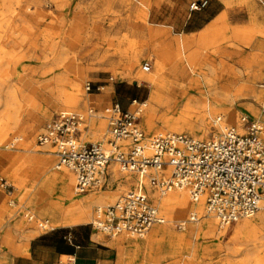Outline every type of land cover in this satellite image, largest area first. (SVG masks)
Listing matches in <instances>:
<instances>
[{
	"label": "rangeland",
	"instance_id": "1",
	"mask_svg": "<svg viewBox=\"0 0 264 264\" xmlns=\"http://www.w3.org/2000/svg\"><path fill=\"white\" fill-rule=\"evenodd\" d=\"M8 1L0 0V2ZM146 1L147 3L140 4L137 0H12L11 8L14 10L15 23H17L19 32L26 29V40L21 41L20 38L14 36L3 50L0 47V68H6L9 56L12 55L14 57L8 67L10 76L7 83L9 82L8 86L16 85L18 90L20 87L19 94L22 100L28 104V110L34 111L35 120L34 122L32 120L28 121L27 111L23 117V122L16 129L12 128L7 137V143L14 142L16 144L12 145L10 149L3 147L0 150L11 156L7 159L0 153L6 158L0 160V168L7 188L13 192V194L9 191L7 192V200L1 207L0 236L4 226L19 219L20 222H24L23 226L19 228L20 232L26 230V235L28 236L37 235L39 232L49 228H44L42 226L44 220H37L35 214L48 216L46 207L53 208L55 206L59 207L61 214L69 204L64 198V184L61 177L63 170L57 168V157L53 154L54 149L37 145L38 136L46 124L60 113L68 111L86 113L89 108H93L102 117L100 119L89 118L86 120V128H84V125L81 141L83 143H106L110 137L111 128L109 122L103 117L105 116L103 110L106 107L111 104H119L124 110L136 111L140 109L142 102L152 99L153 96L164 98L165 100L167 95H169L168 98L173 102V105L159 109L156 112L153 118L154 131H148L141 113L140 125L148 140L166 133H180L165 130L163 134H159L165 127L164 120L167 117H180L186 112V99L181 100L175 94H168L166 90L152 89L150 84L146 82L138 86L134 76H126L125 73L120 72L126 64L125 53L131 52L128 48L129 41L123 39L125 36H129L131 41H136L146 47L145 54L141 56L137 69L142 71V67L148 64L149 70H152L155 60V56L151 55L153 53L152 48L156 45L167 43L173 36H178L175 34L182 33L183 30L187 31L204 24L206 19L205 8L191 11V3L184 4L182 0L173 7H168L166 0ZM256 1L258 5L255 9L248 3L238 5V0H233L231 7L226 5L225 0H211L210 7L214 9V12L218 10L227 11L230 29L248 27L254 22L259 27H264V0ZM6 14H9V12ZM5 18L7 19V16ZM188 19H191L192 24L184 28L183 24ZM0 20L5 21L3 18H0ZM3 30V27L0 28V31ZM153 30H164L166 35L163 38H157L153 35ZM156 41L159 43H156ZM215 42L216 51L208 53L205 50L202 57L208 53L209 57L204 58V60H207L216 68L212 78L219 80L220 84L230 81L231 84L240 86L246 79L240 80L238 75L232 79L223 78L221 76L222 66L229 70L233 69L234 73L246 72L250 68L255 71H261L262 74L264 73V37L255 38L253 43L247 46L237 42L232 38L231 33L227 32L224 35H217ZM54 44H58V50L65 54V63L75 62L78 59L85 72L82 83V98L84 100L78 107L70 108L69 110H63L61 104L56 102L51 96L48 88H44L50 83L55 74H44V70L48 67L47 64L51 63L52 55L50 49ZM196 46V42L190 45L191 48ZM182 62L186 63L185 58L182 59ZM116 67H119L120 70L118 71ZM56 72L57 75L68 76L66 67L63 64L59 65ZM2 80L3 77L0 75V94L5 93L4 87L7 86L6 83L4 84L5 86L1 83ZM89 81L92 83V89L87 91L86 83ZM175 82L179 87H187L188 85L187 79L175 80ZM65 88L69 89L67 85ZM192 96L195 98L199 97L194 93ZM245 103L247 104V101L240 102L241 105ZM248 103L264 114V108L260 103L255 104L253 101ZM1 111H3L2 102L0 104ZM240 114L244 128L243 133H246L249 127L258 123L249 109L245 108ZM101 122H104L105 126L101 130L97 129L98 131H94L93 127L98 128ZM32 123L35 126L33 132H30L33 137L30 138L28 137L30 133L27 132L26 125ZM178 125L183 126L184 123L180 122ZM217 126L218 123L210 119V122H208L209 132L200 139H207L231 129L228 128L223 131L218 129ZM261 128L264 137L263 123ZM183 134L192 136L186 132ZM26 144L30 147V150H26L28 148ZM29 156H32L31 161H28ZM63 168L69 170L68 167ZM116 188L117 185L111 184L110 177L107 176L102 186L92 188L85 194H79L76 191V195L79 198H88L93 194L103 193ZM74 189L76 190L75 174ZM130 190L116 192L110 203L100 207H108L114 204ZM36 191L44 193L46 195L45 200H50L48 205L44 207L43 203H38L39 208L42 209L39 210L40 212L31 209V200ZM25 205L26 209L24 208ZM97 207L99 205H94L92 208V217L86 222L88 224L87 227H92L91 223L96 219ZM159 213L165 218L160 210ZM189 215L190 213L185 217L187 218ZM252 217L254 215L242 218L222 228L225 232L222 245L231 241L238 222L244 219H251ZM155 225L162 226L164 234L156 238L153 247H149L148 244L152 239V228ZM155 225L151 227L143 238L117 237L113 239L114 241L119 240L120 246L125 249L122 264H135L139 257V247L145 249L143 260L145 264H200L201 258L193 259L190 257L192 246L196 240L197 223H187L180 228L176 224L169 223ZM182 234L188 236L186 244L182 245V247L185 245L183 249L174 251L171 255L172 257L164 258L161 262L150 258L155 253L154 251L165 246L166 241L171 240L174 242V246H180L185 240ZM11 235L12 229L10 231ZM98 236L101 238L107 237L101 232L98 233ZM127 243L137 244V250L130 251ZM9 245L11 246V244H4L6 247ZM222 253H225V251ZM259 255L260 260L263 262L264 252L259 253ZM146 257L148 258L147 260ZM211 257L215 260L222 258L220 255L217 257L216 254ZM245 257L246 254L238 253L235 260L230 264H244ZM249 264H255V262L251 261Z\"/></svg>",
	"mask_w": 264,
	"mask_h": 264
},
{
	"label": "bare ground",
	"instance_id": "2",
	"mask_svg": "<svg viewBox=\"0 0 264 264\" xmlns=\"http://www.w3.org/2000/svg\"><path fill=\"white\" fill-rule=\"evenodd\" d=\"M137 1L140 4L147 3L146 0ZM225 3L228 7H231L233 0H225ZM245 3H248L254 9L258 5L256 0H238V5ZM11 7L12 0L0 2V18L5 20H0V28H4L3 31H0V47L2 50L14 36L20 38L21 41L26 40V29L19 32L17 23H15L16 18L13 15L14 10ZM5 12H9V14ZM6 16L7 19L5 18ZM228 18V13L224 10L200 32L191 35L182 33L178 36H173L167 43L161 42L162 44L154 46L151 54L155 56L152 70L145 68V66L142 67V71L137 69L141 56L145 54L146 47L141 43L131 41L129 36L124 37L123 40L130 43L128 48L131 52L125 53L126 64L122 70L116 67L118 71L125 73L126 76H134L138 86L145 82L150 84V86L158 85L163 90H166L168 94H175L181 100L186 99V112L180 117H167L164 120L165 127L159 134H163L165 130L182 134L186 132L191 134L192 137L195 136L194 138L200 139L208 134L210 129L208 122H210V119L218 123V129L225 131L231 128L244 134L240 113L245 108L249 109L250 113L255 116L258 122L256 125L261 127V124H264V114L248 103L250 101L255 102V104L260 103L264 108V73L262 74L261 71H255L251 68L246 72L234 73L233 69L229 70L222 66L221 76L223 78L232 79L238 75V79H246L240 86L231 84L230 81L220 84L219 80L212 78L216 68L210 62L204 60V58L209 57L208 53L216 51L214 46L217 35H224L229 32L233 39L247 46L251 45L255 38L264 37V27H259L255 22L248 27L230 29ZM153 35L157 38H163L166 35V31L155 30ZM195 42L197 46L191 48L190 45ZM156 43L159 42L156 41ZM50 51L52 55L51 63L47 64L48 67L44 70V74H55L53 79L51 78L50 83L44 88H48L51 96L56 102L61 104L63 110L76 108L84 100L82 98V83L85 77L84 68L78 59L75 62L65 63L66 56L58 50V44H54ZM204 51L208 53L202 57ZM13 58L12 55L9 56L6 68H0V75L3 77L1 83L3 85L7 84L4 87L5 93L0 94V104L2 102L3 106V111L0 112V146L7 140L12 128H15L21 122L29 108L28 104L19 98L18 87L12 83V85L8 86L9 82L7 83L10 76L8 67ZM183 58H185L186 63L182 62ZM60 64L66 67L67 77L57 75L56 70ZM181 79L188 80L187 87L176 85L175 80L179 81ZM66 85L69 89L65 88ZM193 93L199 97L195 98L192 96ZM168 96L161 106L148 100L140 104L139 110L149 132L154 131L153 118L156 112L159 109L173 105ZM242 101H247V104L241 105L240 102ZM180 122L184 123V125H178ZM104 126L105 123L101 122L98 128L93 127V130H101ZM15 144L14 142L10 143L8 149ZM26 147H28L26 150H30L27 144ZM31 160L32 156H29L28 161ZM60 169L63 170L61 177L64 184V198L69 204L62 212L61 219L58 222L44 220L42 225L44 228L86 223L92 217L94 205L103 206L110 203L118 191L125 192L130 189H140L147 193L158 212L160 210L164 214L165 223L175 224L180 222L181 226H184L185 224L183 223L188 218L185 216L188 213L196 212L198 214L196 240L192 246L190 257L193 259L201 258L200 264H230L235 260L238 253L246 254L244 264H249L251 261L255 262V264H264V261L262 262L259 257V253L264 252V210L255 213L251 219H244L238 222L231 241L222 245L225 232L219 227L217 219L207 212L204 200L193 201L187 189H174L162 193L151 187L145 176H137L131 172L124 171L119 167L118 163L112 162L108 167V176L111 184H116L117 188L93 194L88 198H79L74 189V171L71 168L68 170L62 167ZM36 218L37 220L40 219L37 216ZM4 233V235L7 234L6 232ZM163 234L164 228L160 225H155L152 228V239L148 246L153 247L156 238L163 236ZM4 237L5 241L10 240V232ZM117 245L120 254L119 264H122L125 249L120 246L119 240ZM224 251L225 253H222ZM213 254H216L217 257L220 255L222 258L215 260L211 257Z\"/></svg>",
	"mask_w": 264,
	"mask_h": 264
},
{
	"label": "built area",
	"instance_id": "3",
	"mask_svg": "<svg viewBox=\"0 0 264 264\" xmlns=\"http://www.w3.org/2000/svg\"><path fill=\"white\" fill-rule=\"evenodd\" d=\"M207 4V0L194 1L190 9L197 11ZM145 68L150 67L146 64ZM91 89L89 81L86 90ZM96 112L89 108L86 113H60L37 139L38 146L54 149L58 169L74 171L79 194L102 186L114 162L124 171L145 176L150 186L162 193L187 189L193 201L204 200L220 228L264 210V137L260 126L252 125L244 134L231 129L207 139L166 133L148 140L140 125V110L112 104L103 110L111 127L107 142L83 143L86 120L102 117ZM96 213L93 228L111 237H144L153 225L166 222L140 189L130 190L108 207H97ZM198 220V214L191 212L183 224ZM175 224L181 227L180 222ZM58 264L89 263L71 256Z\"/></svg>",
	"mask_w": 264,
	"mask_h": 264
},
{
	"label": "crops",
	"instance_id": "4",
	"mask_svg": "<svg viewBox=\"0 0 264 264\" xmlns=\"http://www.w3.org/2000/svg\"><path fill=\"white\" fill-rule=\"evenodd\" d=\"M181 0H166V3L169 6H174ZM184 4H189L194 1L199 0H182ZM208 4L200 10L206 12V19L204 24L199 27L191 28L190 30H183L182 33L191 35L194 33H198L204 29L205 26L211 24L215 18L222 12V10H218L214 12V9L211 6V0H207ZM150 4V3H149ZM191 19H188L184 22L183 27H187L191 25ZM179 33V34H182ZM175 34V35H179ZM152 89H161V87L157 85H151ZM20 90V87H19ZM18 90V96L22 100ZM164 98H158L153 96L152 99L148 100L158 106L163 102ZM24 101V100H22ZM25 102V101H24ZM112 105V104H111ZM26 114V113H25ZM24 119L21 120L23 122ZM35 120L34 111L28 110V121ZM21 122L14 128L19 127ZM35 124L26 125L27 132H33ZM28 137L32 138V133L28 135ZM10 142L6 141L1 144L0 150L4 147L8 149ZM7 159L11 156L10 154L0 151ZM6 159L2 155H0V160ZM108 176V173H107ZM107 179V177H106ZM13 194V192L7 188L5 179L2 175L0 168V211L2 205L5 204L7 198V192ZM45 194L42 192H37L33 195L31 200V209L33 211L42 210L39 208L38 203H43V207L47 206L50 200H45ZM36 207V208H35ZM100 207V206H99ZM26 209V205L24 206ZM97 209V208H96ZM46 211L50 215H37L40 219L49 220L50 222H58L61 219V214L59 211V207L55 206L53 208L46 207ZM40 212V211H39ZM97 218V213H96ZM95 221V220H94ZM93 221V222H94ZM92 222V223H93ZM23 221H12L8 225L4 226V230L2 231V236H0V264H58L61 260L67 259L71 256H75L78 262L80 263H89V264H119V250H118V241H114L113 239L117 237H129L127 235L121 234L116 237H111L109 235L106 238H101L98 236L100 231L92 227H87V223H80L75 225H57L55 227L49 228L47 230H43L39 232L37 235L28 236L26 235V230L21 231L19 228L23 226ZM91 223V225H92ZM9 229V230H8ZM12 229V235L10 240L5 241V237L10 230ZM6 230V231H5ZM8 230V233H7ZM6 232L7 234L4 235ZM102 233V232H101ZM28 236V237H27ZM182 237L184 242L180 246H174V242L169 240L166 241L165 246L162 249H158L154 251L153 255L150 257L157 262H161L164 258L172 257V253L174 251H180L185 247L182 245L187 241L188 236L183 235ZM11 244V246H4V244ZM127 247L130 251H136L138 248L137 244L127 243ZM176 247V248H175ZM139 257L135 264H145L144 260V248L139 247ZM148 258L146 257V260ZM134 264V263H132Z\"/></svg>",
	"mask_w": 264,
	"mask_h": 264
}]
</instances>
